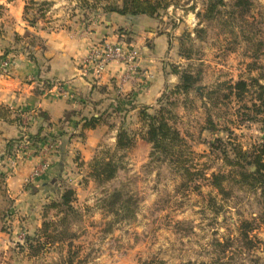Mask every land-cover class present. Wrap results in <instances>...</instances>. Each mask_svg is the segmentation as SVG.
I'll return each mask as SVG.
<instances>
[{
    "label": "rangeland",
    "instance_id": "374dc122",
    "mask_svg": "<svg viewBox=\"0 0 264 264\" xmlns=\"http://www.w3.org/2000/svg\"><path fill=\"white\" fill-rule=\"evenodd\" d=\"M35 1L38 4L32 5L28 14L24 9L22 16L16 15L14 8L16 19L7 12L12 9L9 0H0V55L6 50V59L12 61L16 52H30L31 38L25 36L26 31L38 35L31 27L46 32H81L92 19L103 16L105 5L122 0H89L93 4L90 8L81 7L82 0ZM224 1L226 5L213 19L205 16L208 0H175L153 17L161 24L158 31L167 33L169 69L187 70L199 77L188 94H174L171 99L176 104L175 125L190 146L193 166L203 169L204 175L190 186L180 187L181 174L168 163L148 165L151 144L142 138L139 109L134 110L133 104L126 106V111L113 108L104 114L106 129L89 159L84 157L90 150L83 152L79 146L65 152L61 157L63 171L54 164L50 175L48 168L42 178L34 179L39 184L31 186L27 194L11 196L7 172L12 168L0 164V264L62 263L67 255L66 242L47 244L37 254L31 252L28 242L32 239L34 243L40 235L45 205L59 199L66 186L76 190L74 205L81 215L69 227L77 235L74 247H80L79 255L89 257L87 264H264V197L225 182L226 192H231L227 196L211 184L212 172L229 170L222 160L221 146L234 149L239 145L251 150L264 143V115L257 120L242 115L250 113L253 117L254 112L249 111H254L255 101L259 103L256 96L250 91L238 100L228 92L227 84L240 79L252 83L253 77H260L259 82L264 84V0H252L243 18L232 17L233 0ZM26 17H35V26ZM199 28L205 29L201 37L195 32ZM259 42L263 50L257 65L250 64L256 59L253 49ZM37 43L43 45L45 39ZM176 76L167 84L170 89L180 82V76ZM145 106H151L149 112H154L157 100ZM209 115L216 123L215 132L205 128ZM122 126L134 136V145L123 153L124 168L117 176L99 184L91 176V162L95 157L113 154ZM55 138L30 145L29 149L33 148L29 152L44 156L51 166L56 163L52 156L60 152ZM210 142H215L214 148ZM49 143L56 145L50 147ZM8 154L17 157L13 149ZM121 186L136 195V215L107 230L112 216L102 209V199ZM48 212L49 219H58L56 210ZM246 222L253 226L247 237L243 235Z\"/></svg>",
    "mask_w": 264,
    "mask_h": 264
},
{
    "label": "crops",
    "instance_id": "0c3cea01",
    "mask_svg": "<svg viewBox=\"0 0 264 264\" xmlns=\"http://www.w3.org/2000/svg\"><path fill=\"white\" fill-rule=\"evenodd\" d=\"M7 4L11 5L12 9L7 12L12 17L17 19L16 15H23L25 0H9ZM31 28L45 39V47L14 53L9 73L0 70V105L13 109L9 119L0 118V164L12 168L7 169V182L14 198L29 193L31 186H38V179L26 180L44 156L30 153L31 147L13 160L8 154L13 141L35 134L42 127V135L56 137L60 149L52 156L56 163L53 162L46 172L50 175L54 164L63 171L61 157L65 152L71 153L78 146L83 152L88 149L84 157L88 160L106 129L102 124L83 130V118L98 116L113 108L126 111L132 104L134 110L143 104L152 105L167 84L177 79L167 63V33L158 31L161 24L156 18L104 12L103 16L95 17L91 24L82 27L81 32L63 29L46 32L38 27ZM104 40L137 48L140 57L135 61L136 69L113 61L100 76L87 70L83 62L85 57ZM31 52L33 58L29 56ZM16 115L22 118L18 120ZM23 116H29L28 121Z\"/></svg>",
    "mask_w": 264,
    "mask_h": 264
},
{
    "label": "trees",
    "instance_id": "16d2710c",
    "mask_svg": "<svg viewBox=\"0 0 264 264\" xmlns=\"http://www.w3.org/2000/svg\"><path fill=\"white\" fill-rule=\"evenodd\" d=\"M25 13L31 10V6L36 3L35 0H25ZM175 0H122L121 3L110 2L105 5V12H116L121 15H147L149 17L158 16L161 10H166L170 5L174 4ZM51 4V2H45ZM226 5L224 0H208L205 16L208 19H213L216 14H220V7ZM252 0H233L231 11L232 17L236 15L244 17L250 10ZM1 6V5H0ZM90 8L93 6L89 0H82L81 7ZM27 16V15H26ZM43 17V15H41ZM30 25L35 26L36 18L26 17ZM205 29H195L197 37H201ZM188 38L190 34L184 33ZM19 36V35H18ZM25 36L31 38L29 45L31 48L45 47L40 45L37 40L42 37L36 35L34 32L26 31ZM183 40V37H181ZM262 43H256L253 49V56L256 57L250 64L257 65V57H259L262 49ZM32 51V49L30 50ZM6 50L0 55V62L6 56ZM182 52V51H181ZM30 57H34L32 52ZM6 59V58H5ZM256 68V67H255ZM172 73L180 76V82L173 86L172 89L167 85L162 95L158 98V107L154 112H149L151 106H142L139 108V118L143 122L144 132L143 139L151 144V151L149 155L148 165L165 164L168 163L174 170L180 172L182 181L180 187H188L190 184L197 181L201 175H204L203 169H196L193 166V161L190 157L192 151L181 131L175 125L177 114L174 107L175 102L172 101V95L181 93L188 94L194 89L199 77L189 71H179L177 68L172 69ZM260 77H253L252 83L245 79H240L234 83L228 84V92L234 95L238 100L252 91L254 93L255 101L252 105L254 111L253 117H249L250 113H242L243 116H248L251 120H257V116L264 115V84L259 82ZM257 87V89H255ZM252 88L255 90L253 91ZM170 89V90H169ZM230 93L225 94L228 96ZM247 110V107H245ZM13 112L11 107L7 105H0V118L9 119ZM41 114L47 117L46 113ZM105 112L98 116H91L83 118L82 129H93L106 121ZM16 119L20 120L22 117L16 115ZM256 118V119H255ZM11 120V119H10ZM212 132L216 130V123L209 115L207 119V126L205 127ZM42 127L35 134H27L31 145L37 146L40 142L46 141L47 135H42ZM116 146L113 154L107 157L98 156L91 162V176L99 184H104L114 179L120 168H124L123 154L134 145V136L129 133L123 126L120 127L116 137ZM23 140V136L16 140L17 144ZM11 142V141H10ZM211 148H214L215 142H210ZM229 145H232V143ZM234 146V145H233ZM222 160L224 164L229 167L228 172L219 171L212 172L211 184L216 187L221 193L227 196L231 193L226 192L224 183H233L239 189L247 191H256L261 193L264 197V143L253 147L251 150H245L242 146L235 145L234 149H230L228 145L221 146ZM123 151L121 154H119ZM76 199V190L71 186H66L60 193L59 199H53L45 205L43 212L44 221L40 228V235L35 242L32 239H27L29 248L33 254L39 253L47 244L64 243L68 245L67 255L61 264H87L89 261L88 255L80 256V247H74V240L76 233L70 230V225L73 219L80 217V211L75 207L74 201ZM138 206V199L134 193H130L125 186L113 189L108 195L102 199V209L112 216L107 223V230H111L113 224L123 220H130L136 215ZM56 210L57 220L48 218V211ZM244 224V223H243ZM253 226L251 222H246L243 227V235L248 236ZM31 241V242H30ZM147 264H151V261ZM205 264V263H203Z\"/></svg>",
    "mask_w": 264,
    "mask_h": 264
},
{
    "label": "built area",
    "instance_id": "2783aa9c",
    "mask_svg": "<svg viewBox=\"0 0 264 264\" xmlns=\"http://www.w3.org/2000/svg\"><path fill=\"white\" fill-rule=\"evenodd\" d=\"M140 57V51L131 47L125 43L121 42H111L109 40L101 41L97 43L88 55L84 59V65L87 70L91 71L94 75L100 76L105 73L107 66L109 63L116 61L120 63H125L129 65L131 69H136L135 61ZM10 59H4L0 62V70L2 73H9L11 66ZM31 142L29 140L28 135L23 136V140L14 147L15 154L21 155L23 153H27V150ZM55 143H49L50 147L55 146ZM13 160L17 157L11 156ZM50 166V163L45 158L43 162H41L31 173L28 181H33L35 178L41 176Z\"/></svg>",
    "mask_w": 264,
    "mask_h": 264
}]
</instances>
